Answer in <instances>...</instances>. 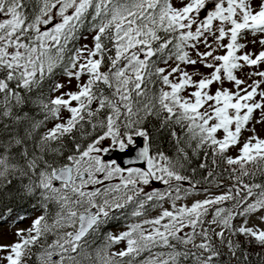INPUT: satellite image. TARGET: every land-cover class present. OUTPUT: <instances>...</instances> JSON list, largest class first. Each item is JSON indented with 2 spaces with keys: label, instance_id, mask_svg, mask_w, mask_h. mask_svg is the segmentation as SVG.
I'll return each instance as SVG.
<instances>
[{
  "label": "snow or ice",
  "instance_id": "snow-or-ice-1",
  "mask_svg": "<svg viewBox=\"0 0 264 264\" xmlns=\"http://www.w3.org/2000/svg\"><path fill=\"white\" fill-rule=\"evenodd\" d=\"M85 24L92 44L76 47ZM73 80L76 90L63 91ZM262 85L264 0H0V198L40 210L28 227L17 226L27 214L11 219L15 239L0 243V264H226L224 248L227 264H251L229 237L264 249V182H255L264 177ZM151 120L174 156L155 146ZM189 150L238 175L227 193L177 208L191 192L182 188ZM130 151L123 165L112 159ZM153 182L166 188L145 191ZM166 198L171 211L102 233L124 210L140 217ZM11 214H0V228Z\"/></svg>",
  "mask_w": 264,
  "mask_h": 264
},
{
  "label": "trees",
  "instance_id": "trees-1",
  "mask_svg": "<svg viewBox=\"0 0 264 264\" xmlns=\"http://www.w3.org/2000/svg\"><path fill=\"white\" fill-rule=\"evenodd\" d=\"M90 33L91 32L89 31L88 24L82 26L79 33L81 38L75 42V46L80 47L81 41ZM160 66L163 67L164 64H160ZM62 76H64L62 75V71L58 69L55 79L58 81V79ZM161 86L162 85H160L159 83L155 85L157 90ZM157 124L158 121L151 120L147 125L149 131L153 132V135L155 137V146H158L160 150L165 151L169 156H174L175 153L173 148V141L167 134L160 135L155 132V127ZM189 156H190V160L185 164V168L182 170V174L187 175L190 178L191 183L182 182V188L191 189V192L188 195H183L182 193L181 199H185L190 195H200V194L222 192V191L227 192L228 188L233 186V184L235 183V180L232 178V176L238 175V173L232 174L229 166L223 161H219L218 165H213L210 156L206 158L202 152L198 153L197 155H192L191 150H189ZM202 162L207 163L208 167L201 169L199 167V164ZM209 170H214L215 174L213 177L206 179L207 172ZM244 180L245 182H249V183L252 182L248 177H245ZM255 182L257 183L264 182V177L258 175L255 179ZM165 188L166 186L163 187L158 186L156 189L163 191ZM161 202H159L158 205H153L152 207L148 208L147 214L140 217L131 216V208L124 210V212L120 214L118 219H112L107 225H104L102 227V233L111 232L113 235H115L116 233L120 234L119 232L122 230H123L122 232L126 231L127 225L132 224L135 220L139 218H146L148 214H150L151 212H153L154 210H156L161 206ZM34 203L35 201L31 199H19V198L12 199L7 195H5L4 197L0 198V214H4L5 217H7V210L11 208L12 209L11 219H14L17 214H27L28 218L31 217L35 218L37 215L40 214V210L33 206ZM231 204H232L231 201H226L224 202L223 205L220 206L230 207ZM212 208L210 210H212ZM9 219L10 218H8V220ZM143 227L145 229L151 228L150 225H143ZM102 233L100 234V239L97 241V243H99L100 240L103 239ZM229 238L234 239L235 241H238L240 243L242 253L248 254L250 256L251 264H258L257 256L264 253V249H261L259 246H256L254 244L249 245L247 238L244 236H236ZM197 243H199V240H197ZM217 243H219V241H217ZM152 251L155 253L158 251H166V250L163 248H154L152 249ZM223 251L226 254L225 259L227 264V260L230 258V254L228 253L227 248H224ZM148 256L149 253L144 252L137 259L143 260ZM231 264H236L235 259H232Z\"/></svg>",
  "mask_w": 264,
  "mask_h": 264
},
{
  "label": "rangeland",
  "instance_id": "rangeland-1",
  "mask_svg": "<svg viewBox=\"0 0 264 264\" xmlns=\"http://www.w3.org/2000/svg\"><path fill=\"white\" fill-rule=\"evenodd\" d=\"M56 22H59V18H57L56 20L53 21V23H56ZM49 27H51V25H49ZM92 35H93V33H90L89 35H87V37H86L85 39L82 40V42H81V46L84 45V44H88L89 46H91V44H92ZM249 39H251V37H249ZM249 49H252V45H251V44H249ZM203 50H204V48H203V46H201V51H203ZM189 52H190V55H192V57L195 58V54H194L193 52H191V50H189ZM218 54H223V52H219ZM169 64H170L171 66H174V62H173V61H170ZM163 67H165V65H164ZM182 67H183V65H182ZM196 67H198V68L200 69V71H201V72H204L205 74H207V72L210 71V70H208V69L203 68L201 65H197ZM187 70H188L189 72H192V71H193L192 67H190V66L188 67ZM245 71H247V69H245ZM237 74L240 76L241 79H244V78H245L244 75H243V73H237ZM199 78H200L199 76L194 77V79H199ZM253 79H256V77H253ZM58 81L61 82V83H65V84H66L67 78H66V77H62V78H60ZM249 83H251V81H249ZM75 85H76V81L73 80V81H72V84H71V87L69 88L68 86H66V87L63 89V91H69V90L75 91V90H76ZM224 86H225V87H232V85L229 84V83H227V82L225 83ZM215 87H218V85H214V86H213V90H215ZM262 88H264V85H262ZM184 95H187V93H185ZM256 99L258 100L259 97H257ZM64 115L66 116L67 113H65ZM254 116H255V118H259V116H260L259 111H257V112L254 114ZM253 123H255V119L253 120ZM51 126H52V125L49 124V127H51ZM256 130H257V133H258L262 138H264V125L257 124V125H256ZM217 135H218V134H217ZM249 135H251L250 132H244V133H243V137H242V139H241V144L243 143L244 138L248 137ZM218 136H222V133H219ZM238 150H239V145L236 146L235 148L230 149L229 152H228V155H230V156H236V155H238ZM158 186L163 187L164 185H161V184L158 183V182H153V183L151 184L150 187H148V188L145 189V191H150L152 188H154V187L157 188ZM223 193H225V192H223ZM215 195H216V194H211V195H210V194H209V195H208V194H207V195H195L194 197H190V198L185 199V200H183V199H179V200H175L174 202H175V205H176L177 208L182 207V206H189V207H190L191 204L194 203V202H196V201H202V200H204V199H206V198H214ZM172 204H173V201L167 199V201H165V202L162 204L161 208H159L158 210H156L155 212H153V213H152L148 218H146V219H153V218H155V217H158V216L161 214V212H162L163 210H165V209L171 211V210H172ZM211 208H212V207H210V209H211ZM213 210H214V209L212 208V210H210V213H211V211H213ZM206 219H209V220H210V219H211V214H210ZM31 220H32V218H28V219L25 220L23 223H21V224H19V225H17V226H18V227H22V228H23V227H28V226L30 225V223H31ZM143 220H145V219H143ZM143 220H141V221H143ZM141 221H140V220H138V221H134L132 224H134V223H141ZM163 222H166V220H165V221H162V223H163ZM241 223H242V219H241V220L234 221V224H235L236 226H239ZM256 223H258L257 220H256L255 218H252V219L249 221V225H248V226H252V225H254V224H256ZM261 227L264 228V225H261ZM0 230H2L3 233H4V238H3L2 240H0V243H10L13 239H15V237H14V231H15V229L11 226V220H9V221H7L6 223H4V224L2 225V228H0ZM122 231H123V230H122ZM122 231H120L119 233H121ZM184 231H185V232H188V231H190V229L185 228ZM217 231H219V229H217ZM116 234H117V233H116ZM116 234H115V235H116ZM117 235H118V234H117ZM125 247H126V242H125V241H121L120 244L114 246V251H115V250L123 249V248H125Z\"/></svg>",
  "mask_w": 264,
  "mask_h": 264
},
{
  "label": "water",
  "instance_id": "water-1",
  "mask_svg": "<svg viewBox=\"0 0 264 264\" xmlns=\"http://www.w3.org/2000/svg\"><path fill=\"white\" fill-rule=\"evenodd\" d=\"M112 159L116 160L117 163L123 165L125 164L126 161H130L134 159V152H129L128 154H117V153H112Z\"/></svg>",
  "mask_w": 264,
  "mask_h": 264
}]
</instances>
